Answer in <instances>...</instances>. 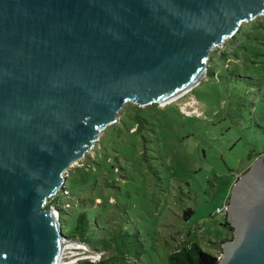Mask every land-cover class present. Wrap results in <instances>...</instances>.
I'll list each match as a JSON object with an SVG mask.
<instances>
[{
  "label": "water",
  "instance_id": "95a60500",
  "mask_svg": "<svg viewBox=\"0 0 264 264\" xmlns=\"http://www.w3.org/2000/svg\"><path fill=\"white\" fill-rule=\"evenodd\" d=\"M264 0H0V264H56L47 199L126 102L160 104ZM216 264H264V157L233 184Z\"/></svg>",
  "mask_w": 264,
  "mask_h": 264
},
{
  "label": "rangeland",
  "instance_id": "374dc122",
  "mask_svg": "<svg viewBox=\"0 0 264 264\" xmlns=\"http://www.w3.org/2000/svg\"><path fill=\"white\" fill-rule=\"evenodd\" d=\"M206 71L164 105L126 102L71 163L63 173L69 194L56 192L69 207L66 232L86 215L95 247L108 245L105 256L121 264H168L171 252L191 243L221 257L232 233L227 213L215 211L264 157V11L209 52ZM61 251L58 264L101 257L66 239Z\"/></svg>",
  "mask_w": 264,
  "mask_h": 264
},
{
  "label": "trees",
  "instance_id": "16d2710c",
  "mask_svg": "<svg viewBox=\"0 0 264 264\" xmlns=\"http://www.w3.org/2000/svg\"><path fill=\"white\" fill-rule=\"evenodd\" d=\"M206 74H208V71H206ZM58 192H61L63 196H65L64 192L69 194L65 186H63ZM66 204L65 206H67ZM49 207H52L57 211L61 223L62 233L65 235L66 240L79 242L83 246L89 248L92 252L101 256L100 260L95 262H91L89 260H79L75 264H121V262H119L120 258L117 257V255L105 256L109 250L108 245H104L101 250L95 247L92 237V228L86 215H78L72 230L70 232H66V221L64 216L69 207H65L64 209L62 208L58 200L57 193L48 201L46 208ZM224 226L232 233L233 229L227 221L224 223ZM223 242L225 241H222L221 243ZM218 260V257L204 252L197 243L179 246L168 256V264H216Z\"/></svg>",
  "mask_w": 264,
  "mask_h": 264
},
{
  "label": "bare ground",
  "instance_id": "6f19581e",
  "mask_svg": "<svg viewBox=\"0 0 264 264\" xmlns=\"http://www.w3.org/2000/svg\"><path fill=\"white\" fill-rule=\"evenodd\" d=\"M204 71H203V73L188 87V88H186L185 90H183L182 92H180L179 94H177V95H175L174 97H172V98H170V99H168V100H166V101H164V102H162V103H160L161 105H164V104H166V103H169V102H171V101H173V100H176V99H178V98H180L182 95H184V93H185V91H187V90H189L193 85H195L198 81H200L201 80V78L204 76ZM192 106V105H191ZM189 107V106H188ZM105 128V127H104ZM56 264H58V261L56 262Z\"/></svg>",
  "mask_w": 264,
  "mask_h": 264
},
{
  "label": "built area",
  "instance_id": "2783aa9c",
  "mask_svg": "<svg viewBox=\"0 0 264 264\" xmlns=\"http://www.w3.org/2000/svg\"><path fill=\"white\" fill-rule=\"evenodd\" d=\"M188 115V114H185ZM228 208V203L223 206V208H217L215 214L226 213V209Z\"/></svg>",
  "mask_w": 264,
  "mask_h": 264
}]
</instances>
